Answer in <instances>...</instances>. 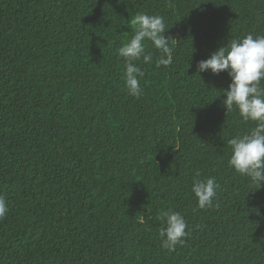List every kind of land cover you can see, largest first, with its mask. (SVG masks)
Masks as SVG:
<instances>
[{"label":"trees","instance_id":"1","mask_svg":"<svg viewBox=\"0 0 264 264\" xmlns=\"http://www.w3.org/2000/svg\"><path fill=\"white\" fill-rule=\"evenodd\" d=\"M138 13L164 18L172 63L124 58ZM264 35V0H0V264H264V182L228 166L254 126L222 104L227 72L197 64ZM215 178L199 209L196 179ZM188 225L162 247L157 216Z\"/></svg>","mask_w":264,"mask_h":264},{"label":"clouds","instance_id":"2","mask_svg":"<svg viewBox=\"0 0 264 264\" xmlns=\"http://www.w3.org/2000/svg\"><path fill=\"white\" fill-rule=\"evenodd\" d=\"M132 23L137 26L135 34L117 52L124 58V82L128 94L138 99L143 95L139 80L143 72L134 62L142 59L150 63L153 58L152 52H146V42H151L160 53L157 67L170 65L173 57L169 37L163 35L166 27L162 16L138 13ZM206 71L212 74L227 72L231 83L223 90L222 104L227 112L236 109L245 123L254 124L249 131L228 141L231 148L228 166L260 188L264 182V35L249 33L219 47L209 58L198 62L197 73ZM217 188L214 177L194 180L191 192L199 209L213 206ZM8 211L6 200L0 196V219L5 218ZM157 219L163 225L159 232L162 247L174 251L188 234L184 217L168 209Z\"/></svg>","mask_w":264,"mask_h":264}]
</instances>
